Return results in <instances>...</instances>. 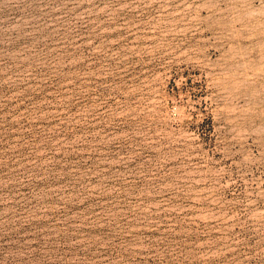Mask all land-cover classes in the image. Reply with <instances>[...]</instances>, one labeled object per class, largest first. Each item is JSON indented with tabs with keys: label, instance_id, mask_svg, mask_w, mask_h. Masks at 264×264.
I'll use <instances>...</instances> for the list:
<instances>
[{
	"label": "rangeland",
	"instance_id": "obj_1",
	"mask_svg": "<svg viewBox=\"0 0 264 264\" xmlns=\"http://www.w3.org/2000/svg\"><path fill=\"white\" fill-rule=\"evenodd\" d=\"M0 264H264V0H0Z\"/></svg>",
	"mask_w": 264,
	"mask_h": 264
}]
</instances>
